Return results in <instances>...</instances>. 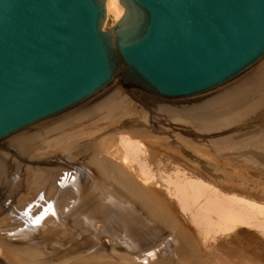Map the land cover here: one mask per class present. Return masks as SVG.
Listing matches in <instances>:
<instances>
[{"label": "water", "instance_id": "95a60500", "mask_svg": "<svg viewBox=\"0 0 264 264\" xmlns=\"http://www.w3.org/2000/svg\"><path fill=\"white\" fill-rule=\"evenodd\" d=\"M0 0V140L99 92L188 97L264 56V0Z\"/></svg>", "mask_w": 264, "mask_h": 264}, {"label": "rangeland", "instance_id": "374dc122", "mask_svg": "<svg viewBox=\"0 0 264 264\" xmlns=\"http://www.w3.org/2000/svg\"><path fill=\"white\" fill-rule=\"evenodd\" d=\"M109 24L110 25H108V27L112 25V22H109ZM262 66H264V59H262L259 63H257L253 67H251L249 70H247L246 72H244L240 76L229 81L228 83H226L220 87H217L211 91H208L206 93L196 95V96H204L210 92H215L218 89L220 90L222 88H225L226 85L233 83L237 80L247 79L246 80L247 85L245 84V82H244V84H241V86H243V87H244V85H246L245 86L246 90L243 89V90H241V92L239 91L238 93L245 95V96H247L251 93L250 96H251V100L253 101V104L251 105V103H252L251 100H250L251 103H250V101H248L247 102L248 106L246 107L247 111L245 110L242 113H240L239 115L236 114L237 116L236 115L235 116L234 115H227V114L222 115V116H216V117L214 116L215 118L211 117V119L207 122L206 125L197 126V125L192 124L188 121L182 122V123L177 122L175 119H172L169 115L164 113L163 110H162V112H161L162 114H161L160 113L161 110L159 109L158 105L153 104V103H155L153 100H150V101L148 100V102H147V101H142L139 99H137V100L133 99V101L131 100L133 102V104L136 103L140 107L133 106V105L132 106H125L124 108L126 110L125 109L121 110L122 115H119V114H121L119 112L113 111V112H111V114L113 116V118H112L110 113H109L110 115L105 114V112H106L105 110H104V112H103V110L99 111L98 114L99 115L104 114L103 115L104 118L102 116L98 117V114H97L96 118L98 119V122L95 125L93 124V126H96V127L98 126L96 130H95L96 127H94V128L91 127L92 123L91 124L89 123L91 126L90 125L87 126L88 122L87 123L85 122L84 124H83V122H82V124L81 123H74V124H70L68 126V128H67V126L60 128L61 131H62V129L64 131L66 130L65 131L66 134L63 133L64 131L60 132L59 131L60 129L58 130V132H60V133H58L59 135L57 134V131H56V133L54 132L56 134V136L58 135L57 138L60 136L61 133L63 135L65 134L64 138H66V139L64 141L62 140L63 142H60L61 139H64L63 135L61 136L62 137L61 139H60V137L58 138V139H60L58 141L56 136H53L54 138L52 137V135H54L53 132H52L53 134L51 133L52 135L46 136L48 140L45 139V137H43L44 138L43 140L38 139V140L33 141V144H35V146H36V150L40 149L41 147L42 148L46 147L47 145L46 146L44 145L46 142L48 144L50 143L51 145L55 144L53 146L54 149L49 144V146H47V147H49L48 150L50 152L43 150L41 148L42 151L39 150V152H37L35 150V152H33V153H27V152L25 153V152H19V151L16 153L18 156H15V157H18V159L20 161L25 162L27 165L24 168V173L26 176L24 179L26 180V182L24 180L25 184H22V185H24V188L22 186L21 189H20V187L18 188V185L16 184V183H18L16 180L17 178H15L13 183L9 182L7 186L2 185L3 186L2 194L5 193L6 195L4 194V196L3 195L1 196V201H2L1 203L2 204L0 205V225H1L0 227H2V228H0V239L3 237L2 240L4 239L3 241H5L8 244L11 241V242H13V243H11V245L14 244V242L19 245L20 242H22V240L19 241V239L23 238V232H27L28 234L31 233V235L33 236V234H36V232H39L38 230H35L36 228H38L40 230L39 233L42 234L43 232L51 229L53 226V228H52L53 232L50 235V241H51L50 243L52 244L50 252L51 251L53 252V256H52L53 257V264H58V262H56L57 261L56 258H60V257L66 258V262L61 263V264H107V262H108V264H111V263L121 264L120 262L122 260H123L122 264L123 263L126 264L125 262H128L129 259L132 260L131 258H133L136 255L134 253H136V252L138 254L142 253V252L139 253L138 251L139 250L142 251V249H144L141 246V245H143V243L140 242V240L143 241L145 239L144 237L138 238V239H140L138 241L137 238L134 239L131 234H127V236L123 235L124 230L121 227L118 228L120 230V232L118 229H117V231H116V229L113 231L108 230L107 228H104V226L100 223L99 220H96V219L94 220L96 222V224L94 221H92L90 223L89 221L84 220V217H82L81 214L77 212L82 207V205H79L80 204L79 202H77V205L74 203V205H71L68 207L65 205V203L64 204L61 203L59 201V199L55 197V195H56L55 192L57 191L56 187L58 185L57 183H60V180H61V178H59V177H62V175L67 170L66 169L67 167H69L71 165H76L75 163L78 162L77 160H80L81 155L83 153L85 154V152L81 148L83 141L87 144L90 141L88 145L83 144L84 145L83 147H85V151L86 152L89 151V153L92 154V156H97L98 158H102V159H104V158L105 159H113L114 157L111 156V153L108 151V150H110L108 144L110 143L111 145H114V143H115L114 147L117 145L116 148L120 149V146H118L119 142H118L117 138H119L123 135L126 136L127 134L124 132H121L119 127L123 125L124 120L130 119V118H137V119H144V121L147 123L148 126L153 127L155 125L156 127L155 126L154 127L158 129V130H151V133L148 134L151 137H156V138H153V140H148L149 142L153 141L154 144H160V145L164 146V148H166V149L169 148V150H171V152H175L176 156H174L173 154H170V153H162V154L159 153L158 155L161 154V156H163V158H165V157L169 158V160L166 158L164 161L166 163L165 165L167 167L166 170H167V172L169 170V173L172 172V177L176 175L175 177L177 178V182L181 183L182 180H184L185 177L187 176V175L185 176V174H188V173L191 174L190 171L193 172V171H195V170L197 171L199 169V168L198 169L193 168V170H191V168L188 169L189 168L188 164L190 163L191 160H194V159L198 160L199 159V160H201V162H203L204 165L208 166L209 163L212 164L211 165L212 169H213V166L214 167L216 166L213 169L215 171H213L211 169V166L210 167L208 166L210 169L207 173H205L206 172L205 170L201 169L203 171H201L200 174L199 173L197 174V172L195 171L196 173L194 172V174H196V175H194L193 173L191 174L193 178L191 176H189V174H188L186 179L189 177V180L194 181L193 179L195 177L200 178L199 176H201V174H203V173L205 175L208 174V176H211L212 179L215 176L214 180H216L215 182L218 183L219 187L211 179H210L211 182L208 181V183L210 185L212 184V186L209 185L208 187L210 189L214 187V189H215V190L213 189L214 191H217L218 194L219 193L222 194L221 196H220V194L219 195L217 194L218 197L217 196L214 197L215 192L213 193L214 195L210 192L207 193V194H212V196L214 197L213 198L212 196L206 197V195L204 193H202L205 195V200H204V195H203V198H202V196H198V197H200V199L197 202H193V201H195V199L190 194L189 196L186 197V201H184V200L179 201L178 199H176L178 197L174 193L171 194V192H169V194H171L172 196H170V195L168 196L167 194H165V193H167L166 188H164V186H162V180H163V178H165L164 175L166 173V171H164L165 169L160 168L161 166L158 167V165L154 164V163L149 165L150 168H148V169H151L154 167L153 172H152V173H154V176H152L153 175L152 173H149L152 170L151 171L148 170L149 174H147L148 176L151 175V178H152V182H151L150 186L155 187V189L161 193L165 191L164 195H167V196L164 197L162 195L164 198L163 200H166L165 202L169 203V207L172 208L173 213L175 212L174 215L177 218H175V220H176L175 221V220H173L174 218H172L169 214L166 213L168 215V216H166L165 212L163 213V212H161V210H158V208L153 203L150 204L151 207H149L150 208L149 211L151 213L154 212L153 214H155L156 217L158 218L157 220L156 219L155 220L158 221L157 224L160 227L164 226L166 223L167 224L165 226L168 225L167 227L174 225L173 227H171L172 233L173 232L178 233L181 238H179L177 240H173V238H170L168 236L164 240V242L162 244H160L158 247L151 249L144 254L136 255V259L139 260L138 263L143 262V264H264V216H262V214L261 215H256V214L253 215L252 214L253 212L251 210H249V209L245 210L243 207H240L239 208L240 210H239L237 208V205H238L237 203L231 204L230 203L231 201L228 198H225V197H228L229 195H233V193H234V195H236V197L233 196V198L240 199V200L244 199V200H247L245 202L249 201V202H251V204L254 203L256 205L264 207V160L262 158H260L255 153L256 150L259 151L260 148L264 147V107H263L264 106V67H262ZM246 76H247V78H246ZM247 81H249V83H247ZM111 85H112V83L109 86H107L106 88L109 89ZM121 87L126 91H128L129 89L130 90L131 89L139 90V91L145 93L146 95L153 97L154 99H157V100H163V101L177 100V99H166V98L158 97V96H155L153 94H150V93L143 91L141 89H138V88H125L122 85H121ZM106 88L103 89L98 94H96L95 96L88 99L87 101L79 104L78 106L80 107V106L85 105L86 103H90L92 101L94 102L95 100H97V98H99L100 95H102L105 91H107ZM256 89H258V90H256ZM262 91H263V94L261 93ZM233 95L234 94H232V96ZM196 96L187 97V98H193ZM187 98H180L178 100H181V99L183 100V99H187ZM134 100L138 101V102H135ZM255 100H256V102H255ZM78 106H76L75 108H72L70 110L76 109ZM211 107H213V106H211ZM214 107H216V106H214ZM206 108H208V107L206 106ZM251 108H252V110H250ZM67 110L70 111L69 109H67ZM67 110H65L66 112L63 111V112L58 113L54 116L57 117L59 115L65 114V113H67ZM143 110H144V113H143ZM213 110H216V108H212L211 111H213ZM156 111H157V113H156ZM152 112H154V113L152 114ZM115 114H117L119 116H116ZM114 115L116 116V118ZM52 118H54V117H52ZM109 119H112V120H109ZM102 120H104V121H102ZM45 121H47V120H45ZM105 121H107V122H105ZM213 121H214V123H213ZM102 122H105V123H102ZM99 123H102V124L99 125ZM39 124H40V122H39ZM35 125H38V124H35ZM35 125H33V126H35ZM82 125L83 126L85 125V126L82 127ZM77 126L80 128L78 129ZM86 126L89 128L85 129ZM31 127H28V128H31ZM28 128H26L24 130H27ZM72 128H75V129H72ZM103 128L104 129L106 128V129L104 130ZM81 129L82 130L84 129L83 130L84 132ZM87 129H88V131H87ZM89 129H93V130H91L92 133H91V131H89ZM102 129L104 131L108 130L109 133H107V134H110V136L105 134V133H104V135L103 134L99 135V131H100V133L103 132V131H101ZM24 130H22L20 132H23ZM67 130H69V131H67ZM70 130L72 132H74L73 130H75L76 131V132H74L75 134L72 135V132ZM95 131H96V133H94ZM156 131L158 133L159 132L160 133L157 134ZM67 132L68 133L71 132L70 134L72 136L70 134H67ZM87 132H88V134H87ZM19 133H16V134H19ZM80 133H82V134L79 135V137H77L78 134H80ZM161 133H162V136H160ZM119 134L121 136H119ZM67 135L69 138H67ZM98 135H99L98 140H95L92 143L91 140L93 138H95V136H98ZM167 135L171 138H168ZM14 136H15V134L13 135V137ZM125 136H123V137H125ZM157 136H159V138ZM163 136H165V137H163ZM13 137H11L10 139H12ZM73 137H75V138H73ZM127 137H129V136L127 135ZM146 137H148V136L147 135L144 136L145 139H146ZM161 137H163V138H161ZM9 138H8V140L11 142V140ZM49 138L52 139L53 141L51 142V140ZM78 138L81 139L82 141L77 142ZM82 138H84V139H82ZM108 139H110V140H108ZM8 140L7 139L3 140V141H5V143H3V144L6 145V141L8 142ZM111 140L113 142H110ZM3 141L0 142V145H3L2 144ZM54 141L55 142L58 141V142L54 143ZM71 141L72 142L76 141L75 142L76 144H72V145H74L75 148H74V150L72 148V151L69 150L72 152V153L70 152L71 154L69 153L70 155H68V154L65 155L63 153L61 146L67 145V147H69L68 143L71 144ZM181 141H183V143L185 142L186 146H183V143H181ZM59 143H61V144H59ZM105 143H107V144H105ZM101 144H102V146H101ZM106 145L108 146V148ZM55 146H58V147H55ZM174 146H176V147H174ZM192 146H194V147L192 148ZM62 147H64V146H62ZM179 147H180V149H179ZM184 147L186 148V150ZM150 148H153V147H150ZM194 148H196V149L194 150ZM59 149H61L62 151ZM80 149H81V152L79 153L78 150H80ZM55 150H56V152H55ZM179 150H182L184 152L179 151ZM196 150L199 151L200 154L194 153V151L196 152ZM73 152H75V154ZM151 152H152V150H151ZM46 153H48V155L50 153L53 154V155H51V154L49 155V156H52V157H50L51 158L50 160L53 161L54 163L51 162L52 165L49 167L50 168L52 167V170H51V173L50 172L48 173V175H49V177L53 176V182L54 183L51 184V182H50L51 180L50 179L48 180L49 177L47 176V177L41 178V179H43L42 180L43 182L41 181L39 184L41 186H45V185L48 186L50 184L53 187V195L55 194L53 196L54 197L53 199L56 198L58 201L56 200L57 202H55L53 200L52 206H50V204L48 206V203H49L48 202L49 201L48 192L42 191L44 189L40 188L38 186V183L34 184L33 182H31L32 180H34V178L37 177V173L35 172L34 169L28 168V167H32L30 165L33 162L34 163L39 162L41 160V158ZM53 156H54V158H53ZM186 156H187V158H186ZM200 156H202V157H200ZM75 157H76V160H75ZM180 157L183 160H181ZM69 158L72 161H70ZM175 159H177V160L175 161ZM58 160H60V161L57 163L56 161H58ZM171 161L174 162V165L178 164V163H180L182 165V167L184 168V170L182 169L183 170L182 173L186 171L185 174L183 173L184 177L182 176V174H180L181 173V166H180V168H178L176 166L173 167V162L171 163ZM182 161H183V163H181ZM186 161H188L187 165L184 164ZM170 163L172 165H170ZM170 166L172 167V170H175L176 168H178L180 170L179 174H180L181 178L179 177V174L177 173V172H179V170L176 169L173 172L171 170ZM19 168L20 167L15 166L14 169H16L17 171L19 170V173H21L22 170ZM63 168H64V170H63ZM138 168H140V166L136 165L135 169H134L135 172H133V170H131V172H129V170H128V172H125L126 174L124 175L125 179L128 180L130 182V185L134 188H136V186H140V185H136V184L141 183L140 178H139L141 176V175H139V173H141V172H138V170H137ZM158 168H160V171L157 170ZM14 169H11L12 173L15 172ZM161 170H163V172ZM61 171H62V175H61ZM68 172L74 174V170H71V172H70V170H68ZM136 172H138V173H136ZM209 172H210V174H209ZM159 173H161L160 176H159ZM169 173H166V174L169 175V178H170L171 175ZM162 174H164L163 178L161 177ZM55 175L56 176L59 175V177H56ZM54 176H55V178H54ZM178 177H179V179H178ZM182 177L184 179H182ZM158 179H161V181L160 180L158 181ZM174 180L176 181V179H174ZM137 181H138V183H135L136 186L135 185L133 186L134 182H137ZM131 182H133V183H131ZM182 183H184V182H182ZM204 183L208 184L207 182H204ZM50 185L48 187L49 189L52 188ZM143 185H145V184H143ZM222 185L224 188L222 187ZM54 186H55V188H54ZM70 186H72V185H70ZM146 186H148V185L146 184ZM216 186H217V188H216ZM38 187H39V189H38ZM68 187H69V184H68ZM72 187L70 188L73 190L72 194H75V191L73 189L74 187L73 188ZM58 188H60V187L58 186ZM225 188H226V190H224ZM40 189H42V190L39 191ZM220 190L222 192H220ZM6 191L8 194L6 193ZM229 191H230V193L232 192V194H228ZM13 192H15L14 194H16V196L13 195ZM43 192L44 193L46 192L48 195L47 194L43 195ZM187 192H188V189H187ZM226 192H228V193H226ZM224 193H226L227 196H225L226 194L224 195ZM235 193H237V194H235ZM38 195H40V196L38 197ZM46 195H47V197H46ZM223 195L225 196L224 197L225 200L228 199L225 202L227 203L229 201L227 204L224 203L223 201L221 202V199H223ZM240 195L241 196L243 195L242 197H244V198H242ZM237 196H240V198L239 197L237 198ZM40 197L41 198L43 197L42 199H45L46 203ZM216 197H217L216 201L220 200V201H218L219 203L225 204L226 206H230V208L231 207L233 208V206L235 208V205H236L237 209L235 208L236 209L235 212L237 210H239L240 212L237 213L238 212L237 211L236 212L237 214L234 213V214H232V217H231V218L235 217L236 221H237V218H240L239 215H243L245 212V214L248 216V214L246 212H248V213L251 212V215H249L250 216L249 217V223L247 225L238 224L237 225L238 228H236V226L227 227L224 225L219 228V225H217V223H219L218 221L219 220L221 221V219H218V221H215L217 217H213V214L211 213L210 218H211L212 223H209V224H211V226H207V228L205 227L207 230L204 229V224L200 223V219H202L201 208L205 204L204 201H206V203H207L208 202L207 200L212 199V198L215 199ZM188 198H191V199L193 198V199L189 200ZM207 198H209V199H207ZM233 202L235 203V201H232V203ZM63 205H65V206H63ZM75 206H76V208L73 209ZM205 206H206V204H205ZM151 208L154 210H152ZM232 208H231V210H234V208L233 209ZM245 208H247V206H245ZM243 209H244V211H242ZM247 210H249V211H247ZM242 212H243V214H242ZM160 213H162V214H160ZM3 214H5V216ZM76 214L78 215L77 217H76ZM214 216H216V215L214 214ZM9 218H10L11 223L8 220ZM164 218H166V219H164ZM225 218H223V221H221V222H225L224 221V220H226ZM69 219L70 220L72 219V220L70 221ZM235 219H233L232 221L228 220L227 222L229 223V221H231L233 223ZM238 220H240V219H238ZM78 221L79 222L81 221L82 224L79 223L80 224L79 225L78 223H76ZM97 221H99L98 224H100L99 225L100 227L97 225ZM6 222L10 226H7ZM174 222L177 223L178 225H180L181 228H179L177 226V224H175ZM231 222L229 223L230 226H232ZM74 223H76V224H74ZM32 224H34V225L32 226ZM235 224H237V222ZM256 224H258V225H256ZM5 225L7 226V228H9V232H8V229L6 228ZM16 226H19L20 228L16 227ZM31 226H32V228H31ZM3 227L5 229H3ZM10 228L13 229L12 231H14L15 233L14 232L11 233ZM17 228H19V229H17ZM29 228L31 230H34V232L29 231ZM96 228L99 231H101L102 233L99 232V234H98V230ZM176 228H177L178 232H177ZM243 229H245V230L243 231ZM1 230H2V232H1ZM92 230H93V232H92ZM169 230H170V227L166 231H169ZM240 230H242V231H240ZM4 231H6V232H4ZM170 231L165 232V233H170ZM115 232L117 234H115ZM236 232L238 234H240V236L238 234H234ZM240 232H243V233L241 234ZM175 233H173V234H175ZM114 234L116 237H113ZM129 235H131L132 237ZM20 236H21V238H20ZM87 237H88V239H87ZM109 237H111V239ZM137 237H139V236H137ZM16 238H18L19 242L15 241V240H17ZM115 238H117L118 241L116 240L114 242ZM83 240H86V242ZM182 240L185 241V244H183ZM137 242H138V244H137ZM144 242H146V239L144 240ZM100 243H102V244H100ZM111 243H112V245H111ZM116 243H118V244L120 243V244L117 245ZM128 243H130V244L133 243V244L130 245ZM82 244H84V245H82ZM106 244H108V245L105 246ZM120 245L121 246L124 245V246L121 247ZM129 245L132 247H130ZM133 245H135V246L137 245L136 248ZM138 245L142 249L140 247H138ZM109 246L111 247V249L108 248ZM115 247H117L118 249L116 251L114 249L113 251H115L114 252L115 254L120 253L119 255L116 254L118 257L117 256L114 257L115 254L112 251V248H115ZM120 247L123 248L122 249L123 252L124 251H126V252L125 253L121 252L120 251L121 249L119 250ZM134 248L138 251H136ZM178 248L179 249L181 248L180 253L174 254V251ZM108 249H110V250H108ZM132 250H133V252L131 254ZM19 251L23 252L21 249H19ZM19 251H18V253H19ZM52 252H51V254H52ZM14 253H17V251L16 252L14 251ZM23 253H22V255H20V253H19L18 254L19 256L17 255V258L22 256V258H24L23 262H25V255H24L25 253L24 254ZM127 253H128V256H127ZM129 254H131V255H129ZM8 257H9V259L5 258V257H3V259H0V264H16L17 263L16 259H14L15 258L14 255H11ZM126 257H127V259H126ZM95 259H96V261H95ZM109 259L112 261L114 260V262L110 261ZM117 259H119V260L121 259V261H119ZM180 260H183L182 263L180 262ZM49 261L50 260H48V261L45 260L46 263L51 264V262L49 263ZM94 261L96 263H94ZM99 261H101L102 263L101 262L99 263ZM109 261L111 263H109ZM26 263L27 264H35L33 262H30V261L26 262Z\"/></svg>", "mask_w": 264, "mask_h": 264}, {"label": "bare ground", "instance_id": "6f19581e", "mask_svg": "<svg viewBox=\"0 0 264 264\" xmlns=\"http://www.w3.org/2000/svg\"><path fill=\"white\" fill-rule=\"evenodd\" d=\"M123 12H124V9H123V7L119 4V2H118V0H106V3H105V17H106V20H105V23L104 24H106V25H110L109 24V22H112V24L113 23H115L118 19H120V17L122 16V14H123ZM262 59H264V56L262 57V58H260L257 62H255L254 64H252L250 67H248L247 69H245L244 71H242L241 73H239L238 75H236L235 77H233V78H231L230 80H228V81H226V82H224V83H222V84H220V85H218V86H216V87H214V88H212V89H210V90H208V91H211V90H213V89H215V88H217V87H220V86H222V85H224V84H226V83H228L229 81H231V80H233V79H235L236 77H238V76H240L241 74H243L244 72H246L247 70H249L251 67H253L254 65H256L257 63H259ZM262 67H264V66H262ZM260 68V67H259ZM257 70V69H256ZM255 70V71H256ZM259 74V73H258ZM245 78V77H244ZM246 78H247V76H246ZM251 78V77H250ZM246 80L247 79H241V80H237V81H235V82H233V83H230V84H228V85H226L225 86V88H222V89H218L217 91H215V92H210V93H208V94H206V95H204V96H196V95H200V94H203V93H206V92H208V91H205V92H203V93H200V94H196V95H192V96H196V97H193V98H187V97H181V98H187V99H181V100H178V99H180V98H166V99H177V100H168V101H163V100H157V99H154L153 97H150V96H148V95H146L145 93H143V92H141V91H139V90H136V89H129L128 91H126V90H124L122 87H121V84H120V81H119V74L111 81V83H112V85L110 86V88L108 89V88H106L107 86H109L111 83H109L107 86H105L103 89H105L106 88V90L107 91H105L102 95H100L99 96V98H97V100H95L94 102L92 101V102H90V103H86L85 105H83V106H78L79 104H81V103H83V102H85V101H87L88 99H90L91 97H93V96H95L96 94H98L99 92H101L103 89H101L99 92H97L96 94H94V95H92L91 97H89V98H87L86 100H84V101H82V102H80L79 104H77V105H75V106H73L72 108H75L76 106H78L76 109H73V110H70V109H72V108H70L69 110L70 111H68L67 110V113H65V114H62V115H59V116H57V117H55V116H51V117H48V118H46V119H43V120H41V121H38V122H36V123H34V124H32V125H29V126H27V127H25V128H23V129H21V130H19V131H16L15 133H13V134H11V135H8L7 137H5V138H3V139H1L0 140V142L1 141H3V140H8V138L11 136V137H13V135L15 134V136L12 138V139H10L11 140V142L8 140V142L6 141V145L5 144H3V143H5V141H3L2 142V144L3 145H0V205L2 204L1 202V196L3 195L4 196V194H2V188H3V186L2 185H8V183L9 182H14V180H15V178H17L16 180H17V182L18 183H16L17 185H18V188L20 187V189H21V187L23 186V188H24V185H22V184H25V182H26V180L24 179L26 176H25V173H24V168L27 166L26 165V163L25 162H22V161H20L19 159H18V157H15V156H18L16 153L19 151V152H27V153H33V152H35V150H36V146H35V144H33V141H35V140H43L44 138L43 137H45V139H47V135H52L54 132L56 133V131H57V134L58 133H60V132H62V131H64L63 129H62V131H61V129L60 128H62V127H66L67 126V128H68V126L70 125V124H74V123H81L82 124V122H83V124L86 122H88L87 123V126H89L91 123H92V128H94V127H96V126H93V124L95 125V124H97V122H98V119L96 118L97 117V114L99 113V111H102L103 110V112H104V110L106 111L105 112V114H108V115H110L111 114V112H113V111H115V112H119V113H121L122 111V109H125L124 107L125 106H137V107H140V106H138L136 103L135 104H133V99H135V100H137V99H139V100H142V101H147L148 102V100L150 101V100H153L155 103H153V104H156V105H158V107H159V109L161 110L160 111V113L162 112V110H163V112L164 113H166L167 115H169L172 119H175L177 122H180V123H182V122H190V123H192V124H195V125H197V126H202V125H206L207 124V122L211 119V117H216V116H222V115H239L240 113H242L243 111H245L246 110V107L248 106V101H250L251 100V93L249 94V95H247V96H245V95H242V94H240V93H238L239 91L241 92V90H246L245 88V86L247 85L246 84ZM250 81V80H249ZM249 81H247V83H249ZM244 82H245V84L246 85H244V87L243 86H241V84H244ZM254 85V84H253ZM261 87V86H260ZM251 88V87H250ZM257 88V87H256ZM263 88V87H262ZM255 90V89H254ZM256 90H258V89H256ZM249 92V91H248ZM252 92V91H251ZM258 93V92H257ZM262 94H263V91L261 92ZM232 94H234L233 96H232ZM255 94V93H254ZM261 95V94H260ZM192 96H188V97H192ZM233 97V98H232ZM261 97V96H260ZM95 98V97H94ZM255 98V97H254ZM259 99V98H258ZM94 100V99H93ZM132 100V101H131ZM134 100V101H135ZM252 101V100H251ZM251 101H250V103H251ZM135 102H138V101H135ZM152 102V101H151ZM255 102H256V100H255ZM254 102V103H255ZM127 103V104H126ZM141 104V103H140ZM253 104V101H252V103H251V105ZM261 104V103H260ZM262 105V104H261ZM206 106L208 107V108H206ZM211 106H213V107H211ZM214 106H216V107H214ZM136 107V108H137ZM153 107V106H152ZM264 107V106H263ZM157 108V107H156ZM212 108H216V110H213V111H211L212 110ZM158 109V110H159ZM126 110V109H125ZM142 110V109H141ZM140 110V111H141ZM157 110V109H156ZM250 110H252V108L250 109ZM147 111V110H146ZM247 111V110H246ZM66 112V111H65ZM159 112V111H158ZM110 113V114H109ZM143 113H144V110H143ZM154 112H152V114H153ZM156 113H157V111H156ZM162 114V113H161ZM103 115L104 114H98V117L99 116H102L103 117ZM116 116H119V115H122V113L121 114H119V115H117V114H115ZM114 115V116H115ZM164 115V114H163ZM236 115V116H237ZM111 116H112V114H111ZM110 116V117H111ZM116 116H115V118H116ZM242 116V115H241ZM52 117H54V118H52ZM214 117V118H215ZM51 118V119H50ZM104 118V117H103ZM106 118V117H105ZM112 118H113V116H112ZM102 119V118H101ZM107 119V118H106ZM213 119V118H212ZM45 120H47V121H45ZM109 120H112V119H109ZM43 121V122H42ZM45 121V122H44ZM102 121H104V120H102ZM39 122H40V124H39ZM42 122V123H41ZM105 122H107V121H105ZM105 122H102V123H105ZM90 123V124H89ZM102 123H99V125L100 124H102ZM121 123V122H120ZM149 123V122H148ZM213 123H214V121H213ZM35 124H38V125H35ZM115 124V123H114ZM151 124V123H150ZM149 124V125H150ZM33 125H35V126H33ZM80 125V124H79ZM86 125V124H85ZM84 125V126H85ZM32 126V127H31ZM83 125H82V127H84ZM85 127V129L86 128H89V127ZM147 125V123L144 121V119H137V118H130V119H126V120H124V123H123V125L122 126H120L119 127V129L121 130V132H124V133H126L129 137H127V135L125 136V135H123V136H125V137H123V136H121L120 134H119V136H121V137H119V138H117V140H118V142H119V145L118 146H120V149L118 148H116V146L114 147V145H115V143H114V145H111L109 142V144H108V146H109V149L110 150H108L110 153H111V156H113L114 158L113 159H102V158H98L97 156H92V154H90L89 153V151H85V147H83L85 144H87V143H85L84 141H83V144L81 145L82 147V149H83V151L85 152V154L83 155H81V158H80V160H77L78 162H76L75 164L76 165H71V166H69V167H67L66 169V171H65V173L62 175V171L64 170V168H63V170L61 171V175H62V177H59V175L58 176H56V177H59V178H61V180H60V183H57L58 185H57V191L55 192V197L56 198H58L59 199V201L61 202V203H65V205L66 206H71V205H74V203L77 205V202H79L80 204L79 205H82V207H81V209H79L77 212L78 213H80L81 214V216L82 217H84V220H86V221H89L90 223L92 222V221H94L95 219L96 220H99L100 221V223L104 226V228H107L108 230H111V231H113V230H115L116 229V231H117V229L119 228V227H121L123 230H124V234L123 235H126L127 236V234H131L132 236H133V238L135 239V238H137V240L139 241L140 239H138V238H142V237H144L145 239H146V242H144V240L143 241H141L140 240V242H142L143 243V245H141L142 246V248H144V249H142L139 245H138V247H140L141 249H142V251H138V250H136L135 248H136V246L135 245H133L135 248V250L136 251H138L139 253L140 252H142V253H140V254H138L137 252L136 253H134V254H136V255H141V254H144V253H146L147 251H149V250H151V249H154V248H156V247H158L160 244H162L163 242H164V240L169 236L170 238H173V240H177V239H179V238H181L180 236H179V234L178 233H175V232H173V233H175V234H173L172 233V229H171V227H173L172 225L171 226H169L170 227V233H165V232H169V231H166V230H168V228L169 227H167V226H159L158 224H157V222L158 221H156L158 218L156 217V215L155 214H153L154 212H150L149 210H150V208L149 207H151V205L150 204H154L157 208H158V210H161V212H165V214L167 213V214H169L172 218H174L173 220H175V218H177L174 214H175V212L173 213V210H172V208H170L169 207V203H166L165 201L166 200H163L164 198H163V196L165 197V196H172L171 194H175L178 198H176V199H178L179 201H186V197L187 196H189L190 194H191V196L195 199V201H193V202H197V201H199V199H200V197H198V196H202V198H203V195L205 194L206 195V197H211L212 196V194L215 192V195H214V197L215 196H217L218 197V195L220 194V196L222 195L221 193H219L218 194V192L217 191H214L215 189H214V187L213 188H209L208 186L210 185L209 183H208V181L209 182H211L210 181V179L211 180H213V182L214 183H216L215 181L216 180H214V178H215V176H214V178L212 179L211 178V176H208V174H201V176L203 177H201V176H199L200 178H198V177H195L193 180L194 181H191V180H189V177L186 179V177L188 176V174H185L186 173V171L185 172H183L184 174H185V179L183 178L184 177V175H183V173H182V171L184 170V168L182 167V165L180 164V163H178V164H175L174 165V162L173 161H171V163L173 162V167L174 166H176V167H178V168H180V166H181V173H180V170L178 169V168H176V169H178L179 170V172H177L178 174L180 173V174H182V179H184V180H182V182H184V183H180V182H177V178L175 177V176H173L172 177V172L171 173H169V170H168V172H167V170H166V163L164 162L165 161V159L167 158V157H165V158H163V156H161V154L162 153H170V154H173L174 156H176V154H175V152H171V150H169V148L168 149H166V148H164V146H162V145H160V144H154V142L152 141H148V140H153V138H156V137H151L150 135H148V134H150L151 133V130H158L157 128H155L154 126L152 127H150V126H148ZM28 127H31V128H28ZM78 127V126H77ZM90 127V128H91ZM98 127V126H97ZM97 127L95 128V130L97 129ZM101 127V126H100ZM99 127V128H100ZM104 127V126H103ZM26 128H28L27 130H24V129H26ZM80 127H78V129H79ZM60 129V130H59ZM72 129H75V128H72ZM104 129V128H103ZM101 130V131H103V132H101L100 133V131H99V135H104V133L105 134H107V133H109L108 132V130L107 131H104V130ZM22 130H24L23 132H20V131H22ZM58 130L60 131V132H58ZM82 130V129H81ZM84 130V129H83ZM82 130V131H83ZM91 130H93V129H89V131H91ZM99 130V129H98ZM66 131V130H65ZM63 132V133H65L66 134V132ZM67 131H69V130H67ZM71 131V130H70ZM74 132H76L75 130H73ZM87 131H88V129H87ZM20 132V133H19ZM53 132V133H52ZM72 132V131H71ZM70 132V133H71ZM74 132H72V135L73 134H75ZM84 132V131H83ZM157 132V131H156ZM16 133H19V134H16ZM52 133V134H51ZM54 133V135H52V137L53 136H56V134ZM70 133H68L67 132V134H70ZM86 133V132H85ZM91 133H92V131H91ZM94 133H96V131L94 132ZM153 133V132H152ZM160 133V132H159ZM158 132H157V134H159ZM64 134V135H65ZM82 133H80V134H78V136L77 137H79V135H81ZM87 134H88V132H87ZM86 134V135H87ZM154 134V133H153ZM156 134V133H155ZM59 135V134H58ZM57 135V136H58ZM63 134L61 133L60 134V139L62 138L61 136H62ZM64 135H63V138H64ZM71 135V134H70ZM71 135V136H72ZM99 135L98 136H95V138H93L91 141H92V143L95 141V140H98V138H99ZM107 135H109L110 136V134H107ZM148 136V137H146V139L144 138V136ZM185 135V134H184ZM57 136H56V138H57ZM154 136V135H153ZM156 136V135H155ZM160 136H162V133H161V135ZM168 136V135H167ZM49 137V136H48ZM58 137V138H59ZM158 138H159V136H157ZM163 137H165V136H163ZM163 137H161V138H163ZM54 138V137H53ZM57 138V139H58ZM67 138H69L68 137V135H67ZM73 138H75V137H73ZM106 138V137H105ZM134 138V139H133ZM168 138H171V137H169L168 136ZM50 139V138H49ZM56 139V140H57ZM60 139H58V141L60 140ZM66 138H64V139H61V141L60 142H63L64 140H65ZM71 139V138H70ZM82 139H84V138H82ZM101 139V138H100ZM112 139V138H111ZM48 140V139H47ZM51 140V142L53 141L52 139H50ZM55 140V139H54ZM63 140V141H62ZM107 140V139H106ZM108 140H110V139H108ZM160 140V139H159ZM57 141V142H58ZM79 141H82L81 139H77V142H79ZM105 141V140H104ZM103 141V142H104ZM40 142V141H39ZM42 142V141H41ZM57 142H55L54 141V143H57ZM76 141H71V144L70 143H68V145H69V147H67V145L65 146V145H62V146H64V147H62L61 146V148H62V150H63V153L66 155V154H68V155H70L72 152V148H73V150H74V145H72V144H76L75 143ZM88 142V141H87ZM90 142V141H89ZM89 142H88V144H89ZM110 142H113L112 140L110 141ZM188 142V141H187ZM66 143V142H65ZM81 143V142H80ZM99 143V142H98ZM151 143V144H150ZM177 143V142H176ZM181 143H183V141H181ZM42 144V143H41ZM44 144V143H43ZM50 144V143H49ZM49 144L46 142L44 145L46 146H49ZM59 144H61V143H59ZM87 144V145H88ZM105 144H107V143H105ZM113 144V143H112ZM170 144V143H169ZM37 145V144H36ZM51 145V144H50ZM55 144H53V145H51L52 147L54 146ZM171 145V144H170ZM38 146V145H37ZM41 147L43 150H46V151H49L48 149H49V147ZM50 146V147H51ZM101 146H102V144H101ZM107 146V145H106ZM108 146H107V148H108ZM173 146V145H172ZM183 146H186L185 145V142L183 143ZM196 146V145H195ZM51 147V148H52ZM55 147H58V146H55ZM89 147V146H88ZM150 147H153V148H150ZM174 147H176V146H174ZM190 147V146H189ZM194 146H192V148H193ZM38 149V150H36L37 152H39V150L40 151H42V149ZM78 148V147H77ZM183 148V147H182ZM185 148V147H184ZM188 148V147H187ZM191 148V147H190ZM53 149H54V147H53ZM52 149V150H53ZM57 149V148H56ZM102 149V148H101ZM173 149V148H172ZM179 149H180V147H179ZM189 149V148H188ZM196 148H194V150H195ZM199 149V148H198ZM259 149V148H258ZM58 150V149H57ZM59 150H61V149H59ZM61 150V151H62ZM69 150H71V151H69ZM151 150H152V152H151ZM185 150H186V148H185ZM82 151V152H83ZM106 151V150H105ZM179 151H182V150H179ZM188 151V150H187ZM50 152V151H49ZM48 152V153H49ZM52 152V151H51ZM54 152V151H53ZM55 152H56V150H55ZM71 152V153H70ZM78 152L80 153L81 152V149L80 150H78ZM182 152H184V151H182ZM189 152V151H188ZM48 153H46L42 158H41V160L39 161V162H37V163H32L30 166H32V167H28V168H31V169H34L35 170V172L37 173V177L36 178H34V180H32L31 182H33L34 184H36V183H38V186L40 187V188H43L44 190H42V189H40L39 191H46V192H48V194L45 192H43V195L44 194H47L48 195V199H49V203H48V206H49V204H50V206H52L53 205V200L55 201V202H57L58 200L55 198V199H53L54 197V195H53V187L52 188H48L49 187V185L48 186H41L39 183L43 180V179H41V178H44V177H49V175H48V173L50 172L51 173V170H52V167L50 168L49 166H51L52 164H51V162H53V161H51L50 159V157H52V156H49L48 155ZM62 153V152H61ZM70 153V154H69ZM74 154H75V152H73ZM159 153H161L160 155H158ZM194 153H196V154H198L199 153V151H197L196 150V152L194 151ZM260 158H262L263 160H264V147L263 148H260L259 149V151H257L256 150V152H255ZM22 154V153H21ZM100 154V153H99ZM154 154V155H153ZM157 154V155H156ZM191 154V153H190ZM193 154V153H192ZM200 154V153H199ZM51 155H53V154H51ZM156 155V156H155ZM184 155V154H183ZM187 155V154H186ZM57 156V155H56ZM67 157V156H66ZM69 157V156H68ZM77 157V156H76ZM76 157H75V160H76ZM162 157V158H161ZM169 157V156H168ZM172 157V156H171ZM170 157V158H171ZM184 157V156H183ZM194 157V156H193ZM200 157H202V156H200ZM53 158H54V156H53ZM65 158V157H64ZM186 158H187V156H186ZM8 159V160H7ZM62 159V158H61ZM164 159V160H163ZM168 160H169V158H167ZM174 159V158H173ZM180 159H181V157H180ZM194 159V158H193ZM56 160V159H55ZM66 160V159H65ZM69 160H70V158H69ZM171 160V159H170ZM177 159H175V161H176ZM181 160H183V159H181ZM207 160V159H206ZM60 160H58V161H56L57 163L59 162ZM63 161V160H62ZM70 161H72V160H70ZM69 161V162H70ZM74 161V160H73ZM192 161V162H191ZM190 161V163L188 164V161H186L184 164H188L189 165V168L188 169H190L191 168V170H193V168H196V169H198L196 172H197V174L199 173H201V171H203V170H205L206 172L205 173H207L208 171H209V167L212 165V164H208V166L207 165H204L203 164V162H201V160H191ZM55 162V163H56ZM54 163V162H53ZM157 164L158 165V167L159 166H161L160 168H164L163 170L164 171H166V173H169L171 176H170V178H169V175H167L166 173H165V175L164 174H162V178H163V175H164V177L165 178H163V180H162V186H164V188H166V192L167 193H165V191L164 192H159V191H157L156 189H155V187H153V186H150V184H151V182H152V178H151V175H147V174H149V173H152L153 172V168H151V169H148V168H150V166L149 165H151V164ZM170 163V165H172ZM181 163H183V161L181 162ZM207 164V163H206ZM57 165V164H56ZM63 165V164H62ZM136 165H138V166H140V168H138L137 170H138V172H141V173H139V175H141L139 178H140V181H141V183H139V184H136V185H140V186H136L135 185V183H138V181L137 182H134V184H133V186L135 185L136 186V188H134V187H132L131 185H130V182L128 181V180H126L125 179V177H124V175L126 174L125 172H128V170H129V172H131V170H133V172H135L134 171V169H135V166ZM156 165V166H157ZM185 165V166H186ZM15 166H17V167H20L19 169H21L22 170V172L21 173H19V170L17 171L16 169H14L15 168ZM14 167V168H13ZM61 167V166H60ZM171 167V166H170ZM216 167V166H215ZM214 166H213V169L215 168ZM160 168H158L157 170H159L160 171ZM11 169H14L15 170V172H13L12 173V171H11ZM140 169V170H139ZM175 169V170H176ZM183 169V170H182ZM201 169H203V170H201ZM211 169H212V166H211ZM212 169V170H213ZM68 170H70V172H71V170H74V174L73 173H69L68 172ZM136 170V171H137ZM148 170L149 171H151V172H149L148 173ZM163 170H161L162 172H163ZM171 170H172V167H171ZM175 170H172L173 172L175 171ZM211 170V171H212ZM195 171H190L191 172V174L193 173L194 174V172ZM213 171H215V170H213ZM132 172V173H133ZM138 172H136V173H138ZM161 172V173H162ZM195 172V173H196ZM161 173H159V176H160V174ZM153 175L152 176H154V173H152ZM175 174V173H174ZM180 174H179V177L181 178V176H180ZM191 174H189V176H191L192 177V175ZM209 174H210V172H209ZM52 175V174H51ZM194 175H196V174H194ZM17 176V177H16ZM55 176H54V178H55ZM172 177V178H171ZM175 177V178H174ZM179 177H178V179H179ZM210 177V178H209ZM161 178V179H162ZM176 179V181L174 180V179ZM193 178V177H192ZM51 180L50 182H51V184H53L54 182H53V176H50L49 178H48V180ZM161 179H158V181L160 180L161 181ZM191 179V178H190ZM10 180V181H9ZM24 180H25V182H24ZM59 180V179H58ZM219 180V179H218ZM157 181V182H158ZM16 182V181H15ZM24 182V183H23ZM43 182V181H42ZM204 182H207L208 184H205ZM212 182V183H213ZM225 182V181H224ZM131 183H133V182H131ZM61 184V185H60ZM68 184H69V187H68ZM143 184H145V185H143ZM146 184L149 186H146ZM70 185H72V186H70ZM153 185V184H152ZM185 187H183V186ZM216 185L219 187V185H218V183H216ZM2 186V187H1ZM58 186L60 187V188H58ZM210 186H212V184L210 185ZM215 186V185H214ZM217 186H216V188H217ZM37 187V186H36ZM39 187H38V189H39ZM73 188L74 189V191H75V194H72V189H70V188ZM151 187V188H150ZM222 187H223V185H222ZM221 187V188H222ZM54 188H55V186H54ZM224 188V187H223ZM168 189V190H167ZM187 189H188V192H187ZM214 189V190H213ZM229 189V188H228ZM218 190V189H217ZM222 190V189H221ZM220 190V192H222ZM224 190H226V188L224 189ZM38 191V190H37ZM36 191V192H37ZM71 191V192H70ZM5 192V191H4ZM169 192H171V194H169ZM212 193V194H207V193ZM217 192V193H216ZM6 193H7V191H6ZM15 192H13V195H15L16 196V194H14ZM40 193V192H39ZM164 193L165 194H167V195H164ZM202 193H204V194H202ZM226 193H228V192H226ZM226 193H224V195L226 194ZM8 194V193H7ZM218 194V195H217ZM228 194H232V192L230 193V191H229V193ZM235 194H237V193H235ZM6 195V194H5ZM10 195V194H9ZM41 195V194H40ZM40 195H38V197L40 196ZM42 195V196H43ZM47 195H46V197H47ZM163 195V196H162ZM205 195H204V200H205ZM223 195V199H221V202L223 201L224 203H226L225 201H227L228 199L231 201L230 203L231 204H238L237 205V208L239 209L240 207H243L245 210L246 209H249V210H251L253 213V215L254 214H256V215H261L262 214V216H264V207H261V206H259V205H256V204H251V202H245V201H247V200H240V199H236V198H233V196L234 197H236V195H234V193H233V195H229L228 197H225V196H227V194L224 196ZM241 196V195H240ZM240 196H237V198L239 197L240 198ZM243 196V195H242ZM241 196V197H242ZM44 197V196H43ZM42 197V198H43ZM175 197V196H174ZM213 197V196H212ZM213 197V198H214ZM217 197L215 198V199H209V198H207V199H209V200H207L208 202L206 203V201H204L205 202V204H206V206H205V204L203 205V207L201 208V210H202V219H200V223L202 224H204V229H206L207 228V226H211V224H209V223H212L211 222V218H210V214L212 213L213 214V217H217L216 218V220L215 221H218V219H221V221H223V218H225L226 220H224L225 222H221L220 220L218 221L219 223H217V225H219V228L220 227H222L223 225L224 226H227V227H233V226H236V228H238L237 227V225L238 224H240V225H247L248 223H249V215H251V212H246L247 214H248V216L245 214V212H244V214H243V212H242V214L243 215H239L240 216V218H237V221H236V219H235V217L234 218H231L232 217V214H237V213H239L240 211V209L239 210H237L236 212H235V210L237 209L236 208V205H235V208H234V206H233V208H234V210H231V208H230V206H226L225 204H222V203H219L218 201H220V200H217L216 201V199H217ZM224 197L225 198H228V199H224ZM230 197V198H229ZM41 198V197H40ZM41 198V199H42ZM45 198V197H44ZM180 198V199H179ZM192 198V199H193ZM232 198V199H231ZM242 198H244V197H242ZM4 199V198H3ZM6 199V198H5ZM189 200H192L191 198H188ZM187 199V200H188ZM198 199V200H197ZM236 199V200H235ZM42 200H44V202L46 201L45 199H42ZM57 200V201H56ZM51 201V202H50ZM232 201H235V203L233 202L232 203ZM229 202V201H228ZM227 202V203H228ZM46 203V202H45ZM59 203V202H58ZM226 203V204H227ZM32 205V204H31ZM47 205V204H46ZM62 205V204H61ZM65 205H63V206H65ZM153 205V206H154ZM229 205V204H228ZM36 206V205H35ZM154 206V207H155ZM245 206H247V208H245ZM2 207V206H1ZM155 207V208H156ZM8 208V207H7ZM76 208V206L73 208V209H75ZM153 208V207H152ZM151 208V209H152ZM232 208V209H233ZM244 209L242 210V211H244ZM152 210H154V209H152ZM249 210H247V211H249ZM234 211V212H233ZM77 213V214H78ZM159 213V212H158ZM76 214V217L78 216ZM160 214H162V213H160ZM159 214V215H160ZM166 214V216H168ZM214 214L216 215V216H214ZM229 214V215H228ZM2 215V214H1ZM4 216H5V214H3ZM70 216V215H69ZM68 216V217H69ZM169 216V217H170ZM238 216V217H239ZM67 217V218H68ZM75 217V216H74ZM162 217V216H161ZM168 217V218H169ZM170 217V218H171ZM230 217V218H229ZM72 218V217H71ZM163 218V217H162ZM167 218V217H166ZM166 218H164V219H166ZM81 219V218H80ZM79 219V220H80ZM156 219V220H155ZM163 219V220H164ZM215 219V218H214ZM233 219H235L234 220V222L232 223L231 221L233 220ZM238 219H240V220H238ZM3 220V219H2ZM9 220V222H10V218L8 219ZM70 220V219H69ZM72 220V219H71ZM70 220V221H71ZM170 220V219H169ZM172 220V219H171ZM172 220V221H173ZM228 220H231V221H229V223L231 222L232 224V226H230V224L227 222ZM76 221V220H75ZM99 221H97V225L99 226L100 224H98V222ZM162 221V220H161ZM176 221V220H175ZM237 222V224H235L236 222ZM2 222V221H1ZM5 222V221H4ZM15 222V221H14ZM73 222V221H72ZM95 222V221H94ZM167 222V221H166ZM171 222V221H170ZM169 222V223H170ZM11 223V222H10ZM9 223V224H10ZM13 223V222H12ZM76 223H80V224H82L81 223V221L79 222H76ZM76 223H74V224H76ZM89 223V224H90ZM163 223V222H162ZM175 223V222H174ZM227 223V224H226ZM246 223V224H245ZM17 224V223H16ZM79 224V225H80ZM94 224V223H93ZM95 224H96V222H95ZM161 224V223H160ZM175 224H177V223H175ZM6 225L7 226H10V225H8V223L6 222ZM5 225V226H6ZM14 225V224H13ZM34 224H32V226H33ZM101 225V226H102ZM256 225H258V224H256ZM1 226V225H0ZM7 226H6V228H7ZM32 226H31V228H32ZM82 226V225H81ZM95 226V225H94ZM177 226L179 227V228H181L180 227V225H178L177 224ZM12 227V226H11ZM14 227V226H13ZM16 227H19V226H16ZM29 227V226H28ZM27 227V228H28ZM91 227V226H90ZM100 227V226H99ZM176 227V226H175ZM206 227V228H205ZM257 227V226H256ZM0 228H2V227H0ZM20 228V227H19ZM19 228H17V229H19ZM25 228V227H24ZM52 228H53V226H52ZM49 229L48 231H45V232H43L42 234L41 233H39L40 232V230L38 229V228H36L35 230H38L39 232H36V234H33V236L31 235V233L30 234H28L27 232H23V238L22 239H19V241L20 240H22V242H20V244L18 245V244H16L15 242H14V244H12L11 245V243H13V242H11L10 241V243L8 244V243H6L5 241H3L2 240V238L0 239V259H3V257H5V258H8L9 259V257L8 256H11V255H14L15 256V258L14 259H16V261H17V263L16 264H27L26 262H33V263H35V264H48V263H46L45 262V260L46 261H48V260H50L49 261V263L51 262V264H53V252H52V254H51V252H50V249H51V241H50V235L52 234V232H53V229ZM98 228V227H97ZM96 228V229H97ZM3 229H5L4 227H3ZM8 229V232H9V228H7ZM11 229V228H10ZM16 229V228H15ZM91 229V228H90ZM121 229V230H122ZM13 229H11V233L12 232H14V231H12ZM98 230V229H97ZM96 230V231H97ZM119 230V229H118ZM176 230H177V228H176ZM207 230V229H206ZM205 230V231H206ZM239 230V229H238ZM237 230V231H238ZM245 229H243V231H244ZM19 231V230H18ZM29 231H33L34 232V230H31L30 228H29ZM90 231V230H89ZM95 231V230H94ZM175 231V230H174ZM240 231H242V230H240ZM247 231V230H246ZM245 231V232H246ZM1 232H2V230H1ZM4 232H6V231H4ZM17 232V231H16ZM42 232V231H41ZM92 232H93V230H92ZM99 232H101V231H99L98 230V234H99ZM119 232H120V230H119ZM177 232H178V230H177ZM15 233V232H14ZM102 233V232H101ZM100 233V234H101ZM241 234L243 233V232H240ZM115 234H117L116 232H115ZM115 234L113 235V237H116L115 236ZM119 234V233H118ZM173 234V235H172ZM234 234H238L237 232L236 233H234ZM131 235H129V236H131ZM239 236H240V234H238ZM111 236V235H110ZM131 236V237H132ZM137 236H139V237H137ZM173 236V237H172ZM236 236V235H235ZM19 237V236H18ZM121 237V236H120ZM237 237V236H236ZM13 238V237H12ZM20 238H21V236H20ZM108 238V237H107ZM110 239H111V237H109ZM132 238V239H133ZM239 238V237H238ZM17 240H15V241H18V238H16ZM86 239V238H85ZM87 239H88V237H87ZM86 239V240H87ZM122 239V238H121ZM133 239V240H134ZM86 240H83V241H85L86 242ZM113 240V239H112ZM117 240V238H115V240H114V242ZM136 240V241H137ZM13 241V240H12ZM18 241V242H19ZM88 241V240H87ZM102 241V240H101ZM118 241V240H117ZM103 242V241H102ZM121 242V241H120ZM132 242V241H131ZM134 242V241H133ZM182 242H183V244H185V241H183L182 240ZM81 243V242H80ZM141 243V244H142ZM88 244V243H87ZM100 244H102V243H100ZM117 245H119L118 243H116ZM127 244V243H126ZM128 244H130V243H128ZM133 243H131L130 245H132ZM136 244V243H135ZM137 244H138V242H137ZM82 245H84V244H82ZM108 244H106L105 246H107ZM111 245H112V243H111ZM129 245V246H130ZM121 246V245H120ZM124 246V245H123ZM123 246H121V247H123ZM114 247V246H113ZM119 247V246H118ZM119 248V250L121 251V252H123V248ZM127 247V246H126ZM130 247H132V246H130ZM129 247V248H130ZM108 248H110L111 249V247L109 246ZM16 249V250H15ZM19 249H21L23 252H20L19 251ZM110 249H108V250H110ZM115 249V251L118 249L117 247H115V248H112V251ZM128 249V248H127ZM133 249V250H134ZM131 250V249H130ZM133 250L131 251V254H132V252H133ZM14 251L16 252L17 251V253H14ZM18 251H19V253H20V255H22V253L25 255V262H23L24 261V258H22V256L21 257H18L17 258V255L19 254L18 253ZM115 251H113V253L115 252ZM180 251H181V248L179 249H176L175 251H174V254H178V253H180ZM119 252V251H118ZM126 251H124L123 253H125ZM115 254V253H114ZM117 255H119L118 253H116ZM114 255V257L115 256H117V255ZM131 254H129V255H131ZM23 255V256H24ZM136 255L133 257V258H131L132 260H130L129 259V261L128 262H125L126 264H143V262H139L138 263V261L139 260H137L136 259ZM19 256V255H18ZM126 256V255H125ZM127 256H128V253H127ZM118 257V256H117ZM122 257V256H121ZM57 259V261L56 262H58V264H61V263H64V262H66V258L65 257H60V258H56ZM97 259V258H96ZM96 259H95V261H96ZM112 259V258H111ZM114 259V258H113ZM125 259V258H124ZM126 259H127V257H126ZM134 259V260H133ZM27 260V261H26ZM110 260V259H109ZM116 260V259H115ZM117 260H119V259H117ZM94 261V263H96ZM102 261V260H101ZM101 261H99V263L101 262ZM110 261H112V260H110ZM109 261V263H111ZM119 261H121V259L119 260ZM123 261V260H122ZM122 261L120 262L121 264H122ZM136 261V262H135ZM182 261L183 260H180V262L182 263ZM104 262V261H103ZM112 262H114V260L112 261ZM102 263V262H101ZM107 264H108V262H107ZM111 264H113V263H111ZM115 264V263H114ZM124 264V263H123Z\"/></svg>", "mask_w": 264, "mask_h": 264}]
</instances>
